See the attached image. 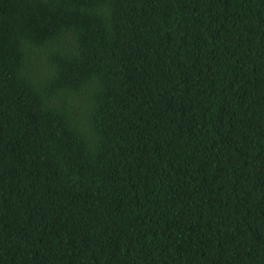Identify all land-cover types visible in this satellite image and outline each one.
Returning <instances> with one entry per match:
<instances>
[{
	"label": "trees",
	"instance_id": "1",
	"mask_svg": "<svg viewBox=\"0 0 264 264\" xmlns=\"http://www.w3.org/2000/svg\"><path fill=\"white\" fill-rule=\"evenodd\" d=\"M0 264H264V0H0Z\"/></svg>",
	"mask_w": 264,
	"mask_h": 264
}]
</instances>
